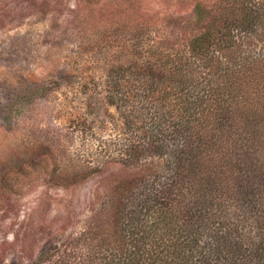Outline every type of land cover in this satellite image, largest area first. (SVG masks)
<instances>
[{"label": "trees", "instance_id": "16d2710c", "mask_svg": "<svg viewBox=\"0 0 264 264\" xmlns=\"http://www.w3.org/2000/svg\"><path fill=\"white\" fill-rule=\"evenodd\" d=\"M194 10L184 46L126 51L107 71L121 163L137 170L106 184L88 226L52 247L54 264H264V0ZM252 210L256 231L235 226Z\"/></svg>", "mask_w": 264, "mask_h": 264}, {"label": "rangeland", "instance_id": "374dc122", "mask_svg": "<svg viewBox=\"0 0 264 264\" xmlns=\"http://www.w3.org/2000/svg\"><path fill=\"white\" fill-rule=\"evenodd\" d=\"M196 1L0 0V264H54L52 247L88 226L106 184L136 172L101 82L126 51L184 46ZM263 210L235 226L254 231ZM106 237L93 235L98 251Z\"/></svg>", "mask_w": 264, "mask_h": 264}]
</instances>
